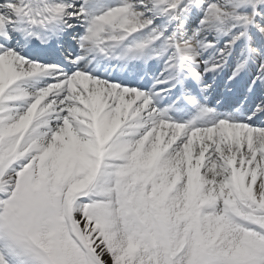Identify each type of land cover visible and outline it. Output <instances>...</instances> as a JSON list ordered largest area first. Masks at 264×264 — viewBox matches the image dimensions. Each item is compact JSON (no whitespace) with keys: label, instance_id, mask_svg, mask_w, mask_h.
Masks as SVG:
<instances>
[{"label":"snow or ice","instance_id":"snow-or-ice-1","mask_svg":"<svg viewBox=\"0 0 264 264\" xmlns=\"http://www.w3.org/2000/svg\"><path fill=\"white\" fill-rule=\"evenodd\" d=\"M0 264H264V0H0Z\"/></svg>","mask_w":264,"mask_h":264}]
</instances>
